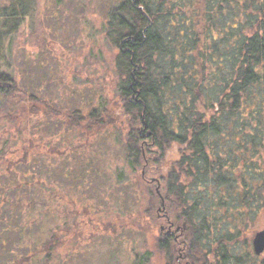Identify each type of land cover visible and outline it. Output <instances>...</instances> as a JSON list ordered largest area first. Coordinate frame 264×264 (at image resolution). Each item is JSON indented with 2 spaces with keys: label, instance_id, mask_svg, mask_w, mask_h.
<instances>
[{
  "label": "trees",
  "instance_id": "trees-1",
  "mask_svg": "<svg viewBox=\"0 0 264 264\" xmlns=\"http://www.w3.org/2000/svg\"><path fill=\"white\" fill-rule=\"evenodd\" d=\"M36 2L0 0V95L16 92L7 86L12 39ZM115 2L105 36L116 49L130 167L142 159L161 163L167 146L179 147L172 167L155 178L164 183V213L180 230L160 238L159 249L178 251L184 264H264V252L256 256L251 242L264 230L256 226L264 215V0ZM101 106L68 117L84 126V118L98 119L104 127ZM5 207L0 220L18 223L16 239L27 238L33 255H15L11 228L0 221V264H36L38 254L47 264L58 234L37 227L30 233L28 222L21 225L25 217Z\"/></svg>",
  "mask_w": 264,
  "mask_h": 264
},
{
  "label": "rangeland",
  "instance_id": "rangeland-1",
  "mask_svg": "<svg viewBox=\"0 0 264 264\" xmlns=\"http://www.w3.org/2000/svg\"><path fill=\"white\" fill-rule=\"evenodd\" d=\"M114 4L37 0L13 37L7 86L16 92L0 95V209L5 204L9 214L25 217L21 225L28 222L30 233L58 234L47 264H184L178 251L159 249L160 228L168 231L169 222L160 210L164 183L155 179L172 167L179 147L167 146L163 161L150 166L142 159L130 167L125 155L129 123L117 90L116 49L105 36ZM100 105L104 127L98 119L84 118L86 127L68 117L88 116ZM3 217L15 255H33L27 238L16 239L18 223ZM256 226L264 229V215ZM42 256L36 264H44Z\"/></svg>",
  "mask_w": 264,
  "mask_h": 264
},
{
  "label": "water",
  "instance_id": "water-1",
  "mask_svg": "<svg viewBox=\"0 0 264 264\" xmlns=\"http://www.w3.org/2000/svg\"><path fill=\"white\" fill-rule=\"evenodd\" d=\"M154 182V180H152ZM158 192V191H157ZM161 208L160 210L164 208V200L161 198ZM252 250L254 251L255 255H261L264 252V230L259 231L256 233V235L252 239Z\"/></svg>",
  "mask_w": 264,
  "mask_h": 264
},
{
  "label": "flooded vegetation",
  "instance_id": "flooded-vegetation-1",
  "mask_svg": "<svg viewBox=\"0 0 264 264\" xmlns=\"http://www.w3.org/2000/svg\"><path fill=\"white\" fill-rule=\"evenodd\" d=\"M164 209V208H163ZM165 214V213H164ZM164 214H163V216H164ZM166 215V214H165ZM161 217H162V215H161ZM164 219H165V216L163 217ZM166 218L167 219H165V221H167V222H169L168 223V231H167V229L164 227V228H160V231L161 232H163L165 235L166 234H168V233H170V235H172V236H174V233H178V232H173V229H175L174 227H173V224L171 223V221H169V217H168V215L166 216ZM176 229H178V228H176ZM164 231H166V232H164ZM175 231H177V230H175ZM177 237V236H176ZM182 255V254H181ZM181 257V259H183V257L182 256H180ZM186 264V263H185Z\"/></svg>",
  "mask_w": 264,
  "mask_h": 264
}]
</instances>
